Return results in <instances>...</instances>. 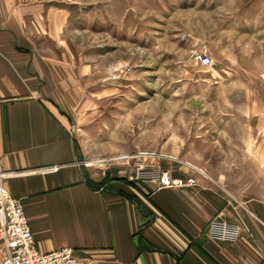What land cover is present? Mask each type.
Listing matches in <instances>:
<instances>
[{"label":"rangeland","instance_id":"rangeland-1","mask_svg":"<svg viewBox=\"0 0 264 264\" xmlns=\"http://www.w3.org/2000/svg\"><path fill=\"white\" fill-rule=\"evenodd\" d=\"M64 1L35 35L92 180L169 174L262 192L264 0Z\"/></svg>","mask_w":264,"mask_h":264},{"label":"crops","instance_id":"crops-1","mask_svg":"<svg viewBox=\"0 0 264 264\" xmlns=\"http://www.w3.org/2000/svg\"><path fill=\"white\" fill-rule=\"evenodd\" d=\"M62 2L0 0L3 184L23 201L40 250L71 246L82 264H264V188L243 198L200 181L88 182L63 79L35 35L48 32ZM220 213L243 225L239 237L211 235Z\"/></svg>","mask_w":264,"mask_h":264},{"label":"built area","instance_id":"built-area-1","mask_svg":"<svg viewBox=\"0 0 264 264\" xmlns=\"http://www.w3.org/2000/svg\"><path fill=\"white\" fill-rule=\"evenodd\" d=\"M203 65H210L212 57L207 52L198 55ZM264 78V73L262 74ZM58 170L59 166L52 167ZM7 170L0 154V264H82L77 250L71 246H64L52 251L40 250L35 234L27 216L24 203L14 197L4 186ZM162 186L197 185L198 180L190 177L187 181L173 179L165 174L160 179ZM220 213L209 224L211 235L220 238H237L244 227L237 221H230Z\"/></svg>","mask_w":264,"mask_h":264},{"label":"trees","instance_id":"trees-1","mask_svg":"<svg viewBox=\"0 0 264 264\" xmlns=\"http://www.w3.org/2000/svg\"><path fill=\"white\" fill-rule=\"evenodd\" d=\"M88 182L93 186V187H100L101 185H103V182H95L94 180H92L91 178H88Z\"/></svg>","mask_w":264,"mask_h":264},{"label":"bare ground","instance_id":"bare-ground-1","mask_svg":"<svg viewBox=\"0 0 264 264\" xmlns=\"http://www.w3.org/2000/svg\"><path fill=\"white\" fill-rule=\"evenodd\" d=\"M115 158V157H114ZM117 158H121V156L120 157H117ZM106 160V159H105ZM94 162H101V161H94ZM94 162H89L88 164L90 165V164H92V166H93V164H94ZM203 170V169H202ZM202 172H204V171H202ZM205 173V172H204Z\"/></svg>","mask_w":264,"mask_h":264}]
</instances>
